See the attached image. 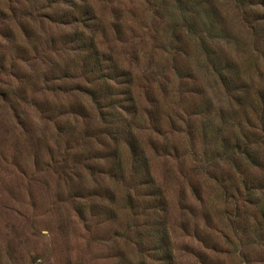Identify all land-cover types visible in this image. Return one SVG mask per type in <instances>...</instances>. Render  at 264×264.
Here are the masks:
<instances>
[{"label": "rangeland", "instance_id": "374dc122", "mask_svg": "<svg viewBox=\"0 0 264 264\" xmlns=\"http://www.w3.org/2000/svg\"><path fill=\"white\" fill-rule=\"evenodd\" d=\"M0 264H264V0H0Z\"/></svg>", "mask_w": 264, "mask_h": 264}, {"label": "trees", "instance_id": "16d2710c", "mask_svg": "<svg viewBox=\"0 0 264 264\" xmlns=\"http://www.w3.org/2000/svg\"><path fill=\"white\" fill-rule=\"evenodd\" d=\"M131 149H132V155L134 156V159L138 164L142 163L144 166L147 167L146 158L144 155H142V151L137 148V144L130 143Z\"/></svg>", "mask_w": 264, "mask_h": 264}]
</instances>
